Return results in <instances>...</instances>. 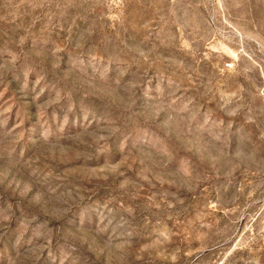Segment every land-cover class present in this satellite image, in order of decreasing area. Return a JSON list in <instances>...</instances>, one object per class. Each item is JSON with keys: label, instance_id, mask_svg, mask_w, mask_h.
Returning <instances> with one entry per match:
<instances>
[{"label": "rangeland", "instance_id": "1", "mask_svg": "<svg viewBox=\"0 0 264 264\" xmlns=\"http://www.w3.org/2000/svg\"><path fill=\"white\" fill-rule=\"evenodd\" d=\"M0 264H264V0H0Z\"/></svg>", "mask_w": 264, "mask_h": 264}]
</instances>
